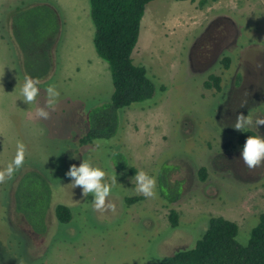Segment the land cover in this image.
<instances>
[{
	"label": "rangeland",
	"instance_id": "obj_1",
	"mask_svg": "<svg viewBox=\"0 0 264 264\" xmlns=\"http://www.w3.org/2000/svg\"><path fill=\"white\" fill-rule=\"evenodd\" d=\"M198 2L145 5L130 59L154 84L153 96L118 111L114 143L112 138L79 146L87 114L108 103L112 92L107 66L92 48L87 0H0V171L15 158L18 143L25 149L23 166L0 184V264H157L192 248L210 217L233 222L236 242L247 243L264 211V163L249 170L240 159L242 149L223 144L235 143L239 131L233 125L240 114L253 119L245 130L264 137V125L255 126L264 118V0H206L201 7ZM34 3L52 6L58 30L50 79L37 85L36 101L25 104L24 78L6 22L13 8ZM208 23L220 33L230 28L232 35L224 34L220 49L200 66L198 50L214 30H206ZM225 57L226 70L220 64ZM208 75L220 78L219 92L202 87ZM49 85L59 92L54 109L46 107ZM38 108L49 118L38 117ZM115 152L124 157L123 170L113 166ZM82 161L103 170L104 183L116 176L107 198L115 212L94 211L93 196L83 197L79 186L72 189L66 173ZM200 167L206 170L203 182L196 174ZM161 168L180 182L173 204L157 187L156 198L135 191L137 172L156 180ZM27 171L46 181L50 196L46 210L44 197L34 205L30 227L14 211L12 198ZM129 198L138 200L126 204ZM56 204L69 209L68 223L55 220ZM169 210L177 215L173 228Z\"/></svg>",
	"mask_w": 264,
	"mask_h": 264
},
{
	"label": "trees",
	"instance_id": "obj_2",
	"mask_svg": "<svg viewBox=\"0 0 264 264\" xmlns=\"http://www.w3.org/2000/svg\"><path fill=\"white\" fill-rule=\"evenodd\" d=\"M151 1L153 0H87L88 16L93 26L92 48L107 66L112 92L108 103L93 108L87 114L88 128L79 138V146L94 141H109L112 138L114 143L118 137V111L147 101L153 96L154 84L146 76L144 68L134 66L130 59L145 5ZM205 3L206 0H199L198 6ZM6 30L16 49L23 78L28 75L38 79L39 83L49 80L54 69L52 53L58 30L52 7L43 3L21 4L7 15ZM229 61L228 57L220 60L222 69L228 68ZM219 83L218 76L208 75L202 87L219 92ZM248 136L256 134L249 130L239 132L235 143H224L223 148L232 146L231 149H242ZM115 154L113 166L119 171L123 170L124 157L117 152ZM128 171L133 173L132 169ZM168 171L161 168L156 174V187L162 199L167 204H173L179 197L178 190L181 187L180 182L171 181ZM205 171L204 167L197 170L199 182L204 181ZM45 182L36 172L27 171L21 174L14 188L13 209L29 227L34 216V205L41 197L45 199V210L49 207L50 196ZM137 200L138 198H129L125 202L129 204ZM53 216L60 224H66L70 220L69 209L62 204L53 207ZM167 221L171 228L176 226L177 215L174 211H168ZM236 234L237 226L233 222L221 217H210L206 229L192 248L165 256L157 264H264V211L257 216V222L250 229L245 245L236 242Z\"/></svg>",
	"mask_w": 264,
	"mask_h": 264
},
{
	"label": "clouds",
	"instance_id": "obj_3",
	"mask_svg": "<svg viewBox=\"0 0 264 264\" xmlns=\"http://www.w3.org/2000/svg\"><path fill=\"white\" fill-rule=\"evenodd\" d=\"M39 80L34 79L28 75L24 77V83L20 89V95L25 104H32L36 101L39 95L38 85ZM47 100L46 107L54 109L57 103L59 92L55 85H49L46 88ZM37 116L43 119L49 118V112L44 108L37 109ZM253 125V119L250 115L244 116L242 114L236 116V122L233 129L239 132L244 131L247 127ZM264 125V118H257L255 126ZM25 149L22 143L17 144V154L13 161L3 171H0V184L10 180L15 173L24 164ZM240 159L244 162L249 170L258 168L264 163V137L260 135L248 136L244 142L240 153ZM70 177L73 188L77 186L82 188V196L87 197L89 194L93 196L92 207L94 211L104 212L112 210L115 212V205L107 202V198L111 194L112 186L116 184V176L112 177L111 184L104 183L106 173L98 167H93L88 161H82L77 167L72 165L66 173ZM135 180V191L142 194L145 198H156V180L149 176L145 171L140 170L133 178ZM23 264V261L20 262Z\"/></svg>",
	"mask_w": 264,
	"mask_h": 264
},
{
	"label": "flooded vegetation",
	"instance_id": "obj_4",
	"mask_svg": "<svg viewBox=\"0 0 264 264\" xmlns=\"http://www.w3.org/2000/svg\"><path fill=\"white\" fill-rule=\"evenodd\" d=\"M217 27H214L213 26V23H208L207 24V27H206V30H210V29H214L212 30V33L211 35L207 36L205 35L204 38H203V41L201 43V40H199V42L201 43V46L200 49L202 50H198V53L200 54V56L198 55V59H199V65L200 66H204L206 65L207 63V60H208V56L207 54L211 55L212 51L216 52L220 49V47L218 46V44L220 43L221 44V40L223 39L224 37V34H225V37L227 39V36H230L232 35V31L231 29H224L223 33L221 32H218ZM207 33V31H206ZM231 44H229L230 46Z\"/></svg>",
	"mask_w": 264,
	"mask_h": 264
},
{
	"label": "crops",
	"instance_id": "obj_5",
	"mask_svg": "<svg viewBox=\"0 0 264 264\" xmlns=\"http://www.w3.org/2000/svg\"><path fill=\"white\" fill-rule=\"evenodd\" d=\"M43 4H47V3H43ZM47 5H50V4H47ZM51 6V5H50ZM52 7V6H51Z\"/></svg>",
	"mask_w": 264,
	"mask_h": 264
}]
</instances>
